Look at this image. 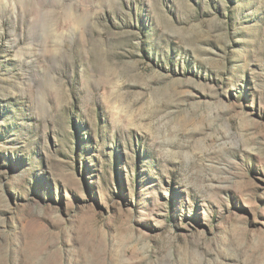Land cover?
<instances>
[{"label": "rangeland", "instance_id": "374dc122", "mask_svg": "<svg viewBox=\"0 0 264 264\" xmlns=\"http://www.w3.org/2000/svg\"><path fill=\"white\" fill-rule=\"evenodd\" d=\"M0 264H264V0H0Z\"/></svg>", "mask_w": 264, "mask_h": 264}]
</instances>
